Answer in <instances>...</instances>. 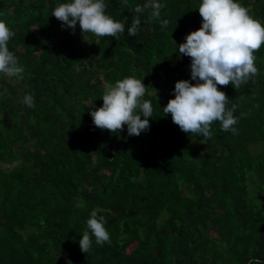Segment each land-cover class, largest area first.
Instances as JSON below:
<instances>
[{"label":"trees","instance_id":"1","mask_svg":"<svg viewBox=\"0 0 264 264\" xmlns=\"http://www.w3.org/2000/svg\"><path fill=\"white\" fill-rule=\"evenodd\" d=\"M66 2L0 0L15 33L9 50L25 69L23 79L0 75V264H264V45L255 77L218 86L236 105V132L214 122L205 139L162 111L175 83L191 80L178 45L201 27L202 0H159L160 19L140 14L135 37L133 8L105 0L125 23L119 39L62 28L51 14ZM237 2L264 24V0ZM126 77L149 86L150 129L138 137L126 125L100 130L89 114L105 84ZM94 210L110 241L93 237L86 254L79 241Z\"/></svg>","mask_w":264,"mask_h":264},{"label":"clouds","instance_id":"2","mask_svg":"<svg viewBox=\"0 0 264 264\" xmlns=\"http://www.w3.org/2000/svg\"><path fill=\"white\" fill-rule=\"evenodd\" d=\"M122 4L132 7L137 14L127 27L128 35L134 37L141 27L140 14L149 11V19L158 20L165 7L159 0H145L134 7L129 0H122ZM106 8L105 0H68L58 4L51 16L61 22L62 28L71 29L73 34L79 25L83 38L85 34H92L97 38L119 39L125 32V23L106 14ZM198 11L202 18L201 27L187 34L185 42L178 45L179 54L191 60V80L175 83V98L170 99L162 111L166 116L171 115L172 122L182 132L211 139L214 122H219L222 131L236 132V105L229 108L230 99L218 86L231 84L239 89L258 74L254 52L264 45V24L253 18L249 9L237 0H202ZM160 23L167 27L169 21L165 19ZM14 35L6 22L0 20V75L23 79L25 69L8 47ZM173 43L176 45L175 40ZM148 87L135 77L105 84L102 107L94 106L89 111L94 126L117 133L123 132L126 125L130 137L148 131L153 113L151 101L144 99ZM22 102L29 108L35 107L33 94H26ZM105 224V218L92 211L87 230L79 241L81 252L87 254L90 251L93 237L101 245L110 241ZM66 264L72 262L68 260ZM249 264L261 262L255 259L249 260Z\"/></svg>","mask_w":264,"mask_h":264},{"label":"rangeland","instance_id":"3","mask_svg":"<svg viewBox=\"0 0 264 264\" xmlns=\"http://www.w3.org/2000/svg\"><path fill=\"white\" fill-rule=\"evenodd\" d=\"M260 148H261L260 146H253V149H254L255 151L259 150Z\"/></svg>","mask_w":264,"mask_h":264}]
</instances>
